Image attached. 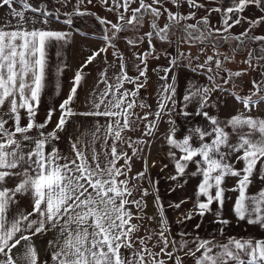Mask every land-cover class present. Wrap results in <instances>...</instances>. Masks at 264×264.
<instances>
[{"label": "snow or ice", "instance_id": "1", "mask_svg": "<svg viewBox=\"0 0 264 264\" xmlns=\"http://www.w3.org/2000/svg\"><path fill=\"white\" fill-rule=\"evenodd\" d=\"M58 2L66 7L70 0ZM16 3L23 10H17L13 6ZM86 3L92 4L93 0ZM101 3L107 11L116 13V22L96 17L104 26L100 37L104 46L84 60L65 98L47 108L41 120L38 116L46 88L48 48L53 43L67 42L71 34L49 27L53 16L61 20L59 9L53 12L43 4L33 7L28 0H0V8L6 7L11 18L0 25V264H185L186 258L193 264H264V237L228 235L220 243L215 236L201 237L202 224L195 222L211 216L220 236H225L233 222L264 230V187L251 191L256 182L264 185V35H250L264 24V15H243L250 7L264 13V0H229L227 4L219 0L213 7L203 0ZM83 4L85 0H77L71 12L63 13L62 23L70 27L73 16L91 14L81 10ZM184 5L189 9L187 14L180 11ZM201 9L206 14L197 19V10ZM26 11L36 15L27 17ZM213 13L219 16L218 26L211 23ZM145 17H150L149 30L140 35ZM161 17L166 20L163 26L159 23ZM190 20L196 22L185 23ZM245 23L248 27L242 32H231ZM173 29L181 33L175 48L157 54L156 41L173 44ZM121 33L132 34L123 38L130 49L135 75L129 74L128 57L116 47ZM229 42H235L231 57L219 50ZM249 42L260 46L242 61L247 68H225V62H234L235 54L242 53V46ZM145 43L147 47L139 50ZM197 43L212 46L213 54L203 62L200 56L206 47L195 56L182 48ZM109 48L113 49L111 63L107 60ZM101 54L105 56V67L97 86L86 97V110L78 111L74 105L86 79L84 70ZM161 56L167 65L152 69L163 81L152 110L139 92L149 79V60ZM182 68L204 75L208 83L196 85L189 81L178 95ZM109 69L116 70L111 78ZM249 69L258 70L260 79H253L249 93L240 95L235 90L236 80ZM161 72L163 75H159ZM100 84L104 87L99 88ZM129 84L131 89L126 87ZM226 85H232L233 90ZM60 87L58 84L57 95ZM218 93L231 96L243 111L224 118L218 112L213 114L211 109L222 105ZM137 106L148 110L140 115L135 111ZM174 114L192 123L178 126ZM74 117L93 118L92 127L69 138V151L65 153L58 146L59 134L66 131ZM161 123L167 125L163 137L168 163H163L160 171L171 164L168 179L180 188L195 178L192 195L168 205L180 210L191 202L175 223L187 227L186 222H193L192 231L180 232L178 238L171 234L159 182L148 173L156 162L150 165L140 155ZM135 131H140L139 137L127 135ZM134 157L141 160L142 170L133 175ZM145 180L148 188L142 186ZM148 196H153L154 214L150 216L145 211ZM22 199L28 201L25 208L20 207ZM145 219L156 221V227L143 228L145 235H140L143 225L134 221ZM49 233L51 239L46 241L42 258L36 239Z\"/></svg>", "mask_w": 264, "mask_h": 264}, {"label": "rangeland", "instance_id": "2", "mask_svg": "<svg viewBox=\"0 0 264 264\" xmlns=\"http://www.w3.org/2000/svg\"><path fill=\"white\" fill-rule=\"evenodd\" d=\"M150 2V0H149ZM203 2L209 6V7H213L215 6V2H219V0H203ZM28 3H30L33 7H39L41 6V4L45 5L50 11L55 12L56 9H59V13L61 15V22L64 19L63 17V13L65 12H71L73 9V5H75L77 3V0H70V3H68V5L66 7L62 6L58 0H28ZM224 3L227 4L229 3V0H224ZM134 7L136 5H133ZM167 7L171 8L172 11H176V9L171 5V4H167ZM87 9L89 13V15H84V16H73V20L74 23L73 26L74 28L78 29L79 31H81V29L85 30V31H90L91 33L95 32L98 33L99 35L103 34V25H101L96 17H104L107 18L108 20H111L113 22H116V13L115 12H109L107 11L106 7L101 3V0H93L92 4H87L86 0H85V4L81 5V10ZM181 12L187 14V12L189 11L187 5H184L181 9ZM205 11L203 9L201 10H197V19H199V17L205 15ZM248 18H256L260 15H264V13H261V11L256 8V7H250L249 9H247L245 11V13L243 14ZM54 21H57L55 19V16H53L52 18ZM211 19V23L213 25H219V16L215 13L212 14V16L210 17ZM149 20L150 17H145V23L143 28H141L139 30V34L142 35L144 32L149 30ZM166 22L164 17H161L159 23L161 26H163V24ZM195 20H190V21H186L185 23H195ZM76 23L79 25V28H77ZM248 25L242 24L239 26L234 27L231 32L233 34H238L240 32H242L245 28H247ZM173 31L175 32V35L172 36V40H173V44L171 46L167 45V44H161L159 41H156V49H157V54H160L162 52L163 49H167L168 51H172L173 48H175L176 46V42L177 39L179 38V36L181 35V33L179 31H177L176 29H173ZM83 32V31H82ZM85 33V32H84ZM88 34V33H87ZM89 35V42H88V56L92 54L93 51L99 49L100 47L104 46V41L100 38L101 36H96V35H92V34H88ZM131 33H121L120 34V38L116 41V47L123 52L127 57H128V63H129V74L130 75H135V69L132 68V64L134 63L133 60L131 59V55H130V49L126 46L125 44V40H124V36H131ZM250 35H264V24L256 27L255 29H253V31L250 33ZM75 44V43H74ZM56 46L57 44L54 43L53 47H52V54H55V50H56ZM235 46V42H229L228 44H223L222 47H220V52L222 53H226L228 56H233V52H232V48ZM259 44L258 43H247L246 45L242 46L243 47V52L242 53H237L234 56V62H225L224 67L231 69L233 71L239 70V69H244L247 68L246 64H243L242 61L245 60L247 58V54L249 51H251L254 48H259ZM147 47L146 43L142 44L140 46L139 50H143ZM202 47H206L207 51L205 52L204 55L200 56V62H203V60L205 59V57L207 55H212V46L211 44L208 45H201L199 43L195 44L194 46H192L191 48H189V46L187 44H184L182 46L183 50L188 52L190 51L192 53L193 56H195L199 49ZM77 51H73L72 55L69 54V52H65V49L61 47L60 53H56L55 55H51V64L55 65L56 69H52L50 70L51 74L54 75H58L57 78L55 79V82L53 83V85L50 87V91L49 93H46L45 95H42V98L44 97V103H42V109H40L39 112V116L38 119L43 118L44 116V112L47 108L52 107V105L57 104L59 101H61L63 98H65L66 93L68 92L69 88L71 87L69 85L64 86L63 83L66 81V78L69 79V77H71L70 79L72 80V77L75 73V71L80 67V65L84 62L85 58V48H83L82 50H80V47H76ZM112 51L113 49L109 48L108 52H107V60L111 63L114 62V58L112 56ZM71 53V52H70ZM259 54V53H257ZM104 59L105 56L104 54H101V56L97 57V59L91 64L89 65L88 68H86L84 70L86 79L82 82V87L78 89V99L74 105V107L76 108V110L78 111H83L86 110V105H85V100L86 97L89 96V93L91 92V90L96 87V81L97 79H99V73L100 71L105 67L104 65ZM185 64H187V61H184ZM253 63L255 64V61H253ZM167 65V61L166 59L161 56V58L159 60H149V72H148V82L147 85L144 89H141L139 92V95L142 96L141 98L144 99V101H146L147 104L154 105L152 110H155L156 108V99L158 95H155V91L158 90L159 86L163 83V81H160L158 78L157 73L153 72L152 69L156 68L158 66H166ZM195 65H193L194 67ZM58 69H63L62 73L58 72ZM213 69L215 71V67L213 65ZM115 69H109V77L111 78L114 73H115ZM197 75L196 73L191 72L189 69L187 68H182L179 70V81H178V95L180 92H183L186 88V85L189 81H191L193 84L198 85V79L199 77H193L192 75ZM159 75H163V72L159 73ZM201 76V85L207 84L206 82V77L202 74H198ZM221 75H223V72H221ZM198 78V79H197ZM69 79V82H70ZM253 79H260L259 76V71H252L251 69H249L248 73L246 75L241 76L240 78H238L236 80V83L238 85L237 89H235L238 94L240 95H246L249 93V90L251 89V81ZM217 83H221V81L217 80ZM60 85V94L57 95V85ZM64 86V87H63ZM99 88H103L104 85L100 84L98 85ZM126 87H128L129 89L132 88V85H126ZM226 88H228L230 91L233 90L232 89V85H226ZM64 88V89H63ZM152 89H154V92H152ZM63 91V92H62ZM158 92V91H157ZM142 94V95H141ZM217 96L220 97L221 101H222V105L219 109H211V112L213 114H216L218 112L219 116L221 118H224L230 114H235L237 111H243V107L242 105H240L239 103H237L231 96H228L226 93H218L216 94ZM215 98V97H214ZM139 103V101H138ZM261 109L262 111H264V105H261ZM148 109H141L139 106H137V108L135 109V111L137 113H139L140 115H143V113L145 111H147ZM191 110V109H189ZM261 113H257V112H253V115H259ZM174 117V118H173ZM173 119H179L177 122L179 124V126H184L186 124H191L192 121L191 120H186L185 117L178 116V115H173ZM196 121L198 122L199 117L195 118ZM92 120L93 118H85V117H74L66 126V131L60 133V137L61 140H66L64 141H59L58 142V146L60 147L61 150L66 149L69 146V138L71 137H75L78 134H80L82 131L83 132H87L91 129L92 127ZM75 122V123H74ZM165 125H163V123L160 124L158 131L155 133V136L153 139H151L148 143L147 146H145L143 148V151L141 152V156H143L144 158H146L149 161V164L151 165V163L153 161L156 162V166L155 167H149L148 169V173L151 176V178L153 180L158 181V189H159V196L161 199V203L165 206L166 210H167V215L169 217V220L171 222V228H172V235L173 236H177L178 238V234L180 232H184V231H192L191 228V224L193 222H186L187 223V227L185 225H180V224H176L175 221L177 220V218L179 216H181V214L183 212H185L190 206H191V202H189L188 204H184L182 205L180 210H174L171 208H168L169 204H172L174 202H178L182 199H185L186 197H189L192 195L193 189H194V184H195V178L189 179L188 182L184 185L183 188H180L177 186V184L175 182H172L168 179V176L171 174L172 172V166L171 164L169 165V168L166 169L164 172L160 171V168L162 166L163 163H168V160L166 158H161L162 155L165 154L167 147H165L166 143L164 141V137L162 134L163 132V128ZM167 126V125H166ZM51 127H49V130H51ZM141 130H142V125H141ZM140 131H135V132H130L127 133V135L136 138L140 136ZM68 145V146H64V145ZM164 149H161V148ZM129 155H131V150H129ZM122 163V162H121ZM142 170V162L139 158L134 157L133 161H132V173L131 174H135L137 171ZM187 179V178H185ZM142 186L145 188H148L149 185L147 183V180L142 182ZM131 187V185H130ZM258 187H264V185L259 184V182H256L253 186V188L251 189V191H256ZM175 189V191H172L171 189ZM150 191H152V189H149ZM137 197L139 196V192L137 191L135 194ZM147 200V204L148 207L145 210L147 215H153L154 214V206H153V196H148L145 198ZM28 201L27 200H21L20 201V207L21 208H25L27 207ZM211 216L206 217L204 220H200L199 218L196 219L195 222H199L202 224V228L199 230V235L201 237H213L215 236L216 240L220 243L225 242V237L228 235H233L236 237H256V238H261L264 237V230H260L259 228L253 227V226H248L244 223H241L240 225H236L235 222H233V224L228 227L226 229L225 232V236H220L219 233L217 232V226L215 224H213L211 222ZM136 223H142L143 227L141 229L140 235H145L143 228H155L156 227V221H148V220H144V221H134ZM46 236V235H44ZM43 236H40L39 239H36V245H38V241H41ZM42 244H40V246H43V240L41 241ZM153 242H155V237H153ZM149 247H151V245H149ZM14 251V250H13ZM155 251H158V248L155 249ZM45 251H42V258L44 255ZM185 264H193V262L190 259L185 260Z\"/></svg>", "mask_w": 264, "mask_h": 264}, {"label": "crops", "instance_id": "3", "mask_svg": "<svg viewBox=\"0 0 264 264\" xmlns=\"http://www.w3.org/2000/svg\"><path fill=\"white\" fill-rule=\"evenodd\" d=\"M17 10H23L22 9V6L18 3L14 4L13 5ZM25 15L27 17H32V16H35L36 14L35 13H32L31 11H26L25 12ZM37 19H39V17L37 16L36 17ZM9 19H11L9 16H8V9L6 7H3V8H0V25H3L6 21H8ZM13 23H15V21L13 20L12 21ZM36 27H41V25L37 24ZM49 27H51L52 29H63V30H66V31H69L70 32V38L68 39L67 42H60V43H55L57 44L56 46V50H55V54L58 52L60 53V50H61V47L65 49V52H69L70 55H72L73 51H77L76 47H80V50H82L83 48H85V58L88 57V42H89V35L87 33H84L82 31H79L78 29L74 28L73 26H66L64 25L61 21H54L53 19H51L50 21V24H49ZM75 43V44H74ZM54 43L50 45V47L48 48V56H47V62H48V67H47V76H46V88L43 92V95H45L46 93H49L50 91V87L53 85V83L55 82V79L57 78L58 75H54V74H51L50 73V70L52 69H56L55 65L51 64V55H55V54H52V47H53ZM71 52V53H70ZM197 75H192L193 77H199L198 79V85H201V76L198 75L199 73H196ZM71 77H69L70 79ZM69 79L66 78V81L63 83L64 86L66 85H69L70 86V82H69ZM71 81V79H70ZM63 86V87H64ZM64 89V88H63ZM63 92V91H62ZM152 92H154V89H152ZM155 95H158V92L155 91ZM44 100V97L42 98ZM41 99V107L40 109H42V103H44V101ZM156 101V100H155ZM60 102V101H59ZM59 102L57 104H54L52 105L53 106H57L59 104ZM154 105H152V109L154 108L153 107ZM189 109H192V106L190 105L189 106ZM174 118V117H173ZM175 120H179V119H175ZM200 121V118L198 120V122ZM75 123V122H74ZM164 128L162 129L163 132L161 135H163L164 131H165V128L167 127L166 124L163 123ZM179 126V124H178ZM61 141H66V140H61ZM64 146H68V145H64ZM167 145H165L164 148H166ZM163 147L161 149H164ZM63 152L67 153L69 151V146L62 150ZM165 158V154L162 155L161 158ZM51 233L47 234L46 236H43L41 241L43 240V246H40V244H42L41 241H38V245L37 247L40 249V252L42 254V251H45V245H46V241L48 239H51ZM40 238V237H39ZM38 238V239H39Z\"/></svg>", "mask_w": 264, "mask_h": 264}, {"label": "trees", "instance_id": "4", "mask_svg": "<svg viewBox=\"0 0 264 264\" xmlns=\"http://www.w3.org/2000/svg\"><path fill=\"white\" fill-rule=\"evenodd\" d=\"M76 26H77V28H79V25L77 23H76ZM81 31L88 33V34L96 35V36H102V35H99L98 33H95V32L91 33L90 31L88 32V31H85L83 29H81Z\"/></svg>", "mask_w": 264, "mask_h": 264}, {"label": "built area", "instance_id": "5", "mask_svg": "<svg viewBox=\"0 0 264 264\" xmlns=\"http://www.w3.org/2000/svg\"><path fill=\"white\" fill-rule=\"evenodd\" d=\"M206 82L208 83V81H207V80H206ZM141 95H142V94H141ZM139 97H142V96H140V95H139Z\"/></svg>", "mask_w": 264, "mask_h": 264}, {"label": "bare ground", "instance_id": "6", "mask_svg": "<svg viewBox=\"0 0 264 264\" xmlns=\"http://www.w3.org/2000/svg\"><path fill=\"white\" fill-rule=\"evenodd\" d=\"M16 250H14V252H15Z\"/></svg>", "mask_w": 264, "mask_h": 264}]
</instances>
